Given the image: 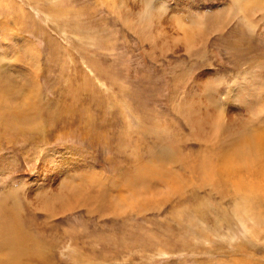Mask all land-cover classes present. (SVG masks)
Listing matches in <instances>:
<instances>
[{
	"label": "rangeland",
	"instance_id": "obj_1",
	"mask_svg": "<svg viewBox=\"0 0 264 264\" xmlns=\"http://www.w3.org/2000/svg\"><path fill=\"white\" fill-rule=\"evenodd\" d=\"M0 23L13 34L0 30V104L26 97L36 117L0 135V193L18 189L43 247L19 239L38 253L18 264H264L262 209L234 206L230 184L185 173L180 195L126 178L168 147L200 162L223 142L264 141V0H0ZM81 176L126 205L102 215L31 202Z\"/></svg>",
	"mask_w": 264,
	"mask_h": 264
},
{
	"label": "bare ground",
	"instance_id": "obj_2",
	"mask_svg": "<svg viewBox=\"0 0 264 264\" xmlns=\"http://www.w3.org/2000/svg\"><path fill=\"white\" fill-rule=\"evenodd\" d=\"M4 27L5 26L1 25L0 23V30H2V32H3V29L5 30ZM6 33H8V35H6L3 32L5 38L12 39L13 34L11 33L9 34L8 31ZM191 38L186 36L185 39H186L187 45L191 47L192 49V45L194 41L192 42ZM17 55L18 54H16L15 58H17ZM0 59H2L1 54H0ZM14 74L18 76V73H14ZM7 80L9 81V79ZM12 89H14V87ZM4 94H6V92L0 93L1 96H3ZM9 95H4V96L8 97ZM17 95L19 94L17 93ZM9 100L11 99L9 98ZM24 100L25 102H21V104L18 103V107L16 106V107H13L12 109H10L9 107L6 108L5 106H2V103L0 104V135L2 134L6 135L8 140L14 137L13 134L16 132L17 129H18V133H21V134L25 133L26 131L24 130L25 128L22 129L23 122H25L24 124H27L28 122L34 121L36 119V117H34L35 115H32V112L30 111L31 106L33 108L35 104L32 103L26 106L27 104L25 103H28L26 100V97ZM31 130L29 129V132ZM26 133H28V130ZM37 134H36L37 136L41 137V133L39 132V130ZM259 134L258 133L253 134V138L250 135L244 136L245 138L240 143H237L238 145H236V142L235 143L233 142L236 146L233 145L232 143L231 145H233V147L230 149L228 147V144L223 142L222 143L223 146H221L218 150H215V152L213 151L215 153L214 155L217 156V160L212 159V161L209 160L211 159L210 156L207 158H204V160L200 162L190 160V158L188 157L189 155L186 156L182 154V152H179L178 149L174 152V149L168 147V148H165L164 150L162 149L161 152H159L156 156H154L151 162L147 161L145 164L140 166V169H137L134 175H131V178L130 176L128 177V173H127L126 178L129 179V182H128L129 186L133 188L137 187L139 180L141 182L148 181L149 183L151 179L156 178L168 184L169 189H172L173 192H177L176 194H180V195L184 194V191L186 190V188L189 189L192 183L191 182L192 179H190V177H187L185 173H191V174H194L198 178L200 177L202 181L201 182L202 186L212 185L214 187L219 188L220 186L222 188L225 186V184H230L234 189V192L232 193L234 195L233 198H236V195L239 197V199L237 198L238 200L233 199L234 206H237L238 208L246 209V207L248 208L252 207L253 204H259V207L262 209V211L257 212L254 216H256V218H261L262 216H264V183L262 181L258 182V180H262L260 179V177H263L262 173L264 169L263 167L264 166V143H263L264 141L262 137L263 135L261 136ZM263 134H264V131H263ZM177 168L178 170L176 171ZM217 168H221L222 172H219ZM40 170L41 172L49 171V174L53 176L52 174L53 170L47 164L42 166ZM60 173H61V170L59 171V174ZM55 176L57 178L56 174ZM92 178L85 179L84 177L81 176V180H80L81 182L78 181L79 183L74 182V181L64 180L61 184L58 185L60 186L58 188L49 187V188L43 189V192H40L39 195L37 194V197L39 200L35 201L33 199V201L31 202H33V204L35 206H38L40 209H43V211L44 210L50 211V208H51V211L52 210L54 211L57 209V212H63L66 210H70V207H73L75 206V204H77L78 208L87 207L90 211L92 212L97 211L101 213L102 215H106L109 213L113 214L116 211L118 212L119 210H121L118 208L126 205L124 202H122V200L118 201L119 195L117 197L115 195H111L110 193H108L109 191L108 192L105 191V188L103 185L104 181L103 183H101L102 180L100 182V179L95 180ZM256 178H259V179H256ZM139 185H141V183H139ZM106 188H108V186ZM20 189H23V187ZM26 189L27 188H24V190L26 191L24 192L25 198H29V199L34 198L35 190L31 189L27 191ZM107 190H110V189H107ZM222 193H224L223 196L225 197L229 195L227 194L226 191ZM142 195L143 193L141 194V196ZM49 197L54 198V199L51 201V198ZM120 197L122 198V195ZM22 208H23L22 202L18 200V189H13L4 195L0 193V264H18V258L20 257H23V256L31 257L33 255L35 256L37 255L38 252H36L37 250H34L33 247L26 246V245L23 246L24 244H18L19 239H22V240L30 239L29 243L30 241L31 242L33 241L34 243L37 244V247L41 249L43 248L40 244L39 239L37 237H33L31 232L29 231L30 229L28 230L29 226L27 223L28 221H26L25 219L26 218L25 215L23 213L18 212V210L20 209L22 210ZM237 211L238 209L234 211V213L238 217Z\"/></svg>",
	"mask_w": 264,
	"mask_h": 264
}]
</instances>
